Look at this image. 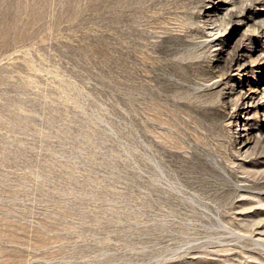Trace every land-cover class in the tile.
Here are the masks:
<instances>
[{"label":"rangeland","instance_id":"1","mask_svg":"<svg viewBox=\"0 0 264 264\" xmlns=\"http://www.w3.org/2000/svg\"><path fill=\"white\" fill-rule=\"evenodd\" d=\"M201 8L0 0V264H264V62L218 72L264 37Z\"/></svg>","mask_w":264,"mask_h":264},{"label":"bare ground","instance_id":"2","mask_svg":"<svg viewBox=\"0 0 264 264\" xmlns=\"http://www.w3.org/2000/svg\"><path fill=\"white\" fill-rule=\"evenodd\" d=\"M248 1H250V0H248ZM252 1L250 3H252ZM236 2L237 1H235V0H231L232 9L230 10V8H228L227 10H225L226 12L221 16L216 15V13H215V15H213V12L211 9H203L202 10V8H201L200 13H202L204 15L198 14L199 18H200V15H202L201 17H204L205 20H207V21L212 20L211 22L209 21V23L210 24L212 23V25H213L210 27L209 31H210V34H212L214 36L220 32L226 31L228 29L227 25H229L233 22L242 21V22L247 24V27L244 29V31L246 30L247 32L251 33L252 35L260 34L261 36L264 37V18H261L259 16V13H256L254 11L251 12L250 5L248 3H242V4L238 5ZM214 4L219 6L217 1ZM205 22H203V23H205ZM230 37H231V34L228 33L227 36L224 38V40H229ZM215 44H217V43H215ZM218 44H221V43H218ZM237 47H239V48H236V50H234V51L232 50L233 53L231 51L230 56H228V58L226 59V63H224V65H222L223 70L218 71V72H220L219 75L221 76V79H226L225 82L228 84H229V82H231L232 76L237 75L238 77H241V76H243V74L251 71L252 69H256L259 66V64L261 63L260 61L264 62V55H261V54L255 52L257 49V45L252 44L251 46L246 47V49L240 48V45ZM233 49H235V48H233ZM219 69H221V68H219ZM234 72H236V73L234 74ZM215 77H216V75H215ZM212 79H213V77H212ZM233 81L235 82L237 80H232L230 87H229V90L231 92V93H229V100H231L233 107L236 106V108H238L239 106H243V105H246L248 103H249L248 106L250 107L253 104L257 103L258 101L260 103L263 102V100H264V89L261 93H259L258 88L251 85L252 83L251 84L249 83V89L248 90H245L244 85H238L240 87L237 88L236 86H234ZM216 82H218V81H216ZM246 113L257 114V113H259V108L255 107V110H254V108L246 109ZM263 114H264V107H263ZM246 124L251 125V124H255V123L254 122L244 123V125H246ZM259 129H260V134H261L260 137L264 138V126H260ZM247 139H248V141L246 142ZM244 143H245V145H247L249 143V138H245Z\"/></svg>","mask_w":264,"mask_h":264}]
</instances>
